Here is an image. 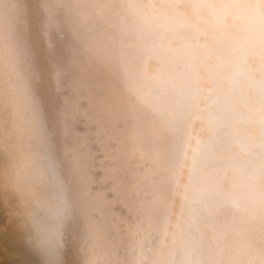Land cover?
I'll list each match as a JSON object with an SVG mask.
<instances>
[{
  "label": "bare ground",
  "instance_id": "bare-ground-1",
  "mask_svg": "<svg viewBox=\"0 0 264 264\" xmlns=\"http://www.w3.org/2000/svg\"><path fill=\"white\" fill-rule=\"evenodd\" d=\"M0 2V80L7 75L13 101L0 100V264H82L83 252L52 219L69 177L74 197L109 222V264H260L264 0L200 5L208 39L143 69L150 87L128 76L121 37L130 13L121 0ZM111 69L134 104L112 91ZM205 77L229 90L207 93L209 158L229 195L223 210L209 205L177 230L156 195L165 140L154 121L161 101L189 103ZM21 154L25 166L9 186L3 174Z\"/></svg>",
  "mask_w": 264,
  "mask_h": 264
},
{
  "label": "clouds",
  "instance_id": "clouds-1",
  "mask_svg": "<svg viewBox=\"0 0 264 264\" xmlns=\"http://www.w3.org/2000/svg\"><path fill=\"white\" fill-rule=\"evenodd\" d=\"M228 0H121L118 7L129 11L127 28L122 34L123 58L132 83L150 87L141 80L143 69L157 67L170 55H179L197 41L207 40L209 21L196 9L202 4L214 3L223 7ZM4 7L0 2V9ZM3 12L0 11V17ZM110 87L114 94L128 104L135 98L125 94L120 74L109 71ZM11 85L7 75L0 80V100L11 104ZM201 91L192 95L189 103L175 100L161 101L157 119L165 148L156 164V195L167 209L172 225L181 229L191 218L215 205L223 210V201L229 189L223 184L218 169L209 158L212 137L215 132L207 117L210 104L208 90L214 89L220 96L228 95V87L222 78L205 77L200 82ZM153 98H159V90L152 87ZM53 156L56 144L51 146ZM67 154V153H65ZM26 157L14 158L5 169L3 178L9 186H15L19 172L25 166ZM58 232H66L69 243L83 252L82 264H109L107 245L110 225L105 214L71 192V177L67 190L59 203V210L52 217ZM40 244L46 243L41 236ZM264 264V259L260 260Z\"/></svg>",
  "mask_w": 264,
  "mask_h": 264
}]
</instances>
